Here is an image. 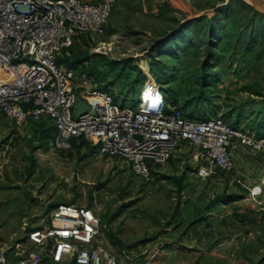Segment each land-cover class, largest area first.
<instances>
[{"label":"rangeland","instance_id":"1","mask_svg":"<svg viewBox=\"0 0 264 264\" xmlns=\"http://www.w3.org/2000/svg\"><path fill=\"white\" fill-rule=\"evenodd\" d=\"M75 38L90 54L105 56L92 57L106 68L101 80L87 76V68L76 69L80 93L106 84L122 106L135 109L142 102L170 110L185 104L198 119L217 117L264 134V14L250 0H119L103 34ZM134 65L145 74L135 94L125 76L136 75ZM50 132L31 118L19 126L0 113V247L47 224L52 208L69 202L96 211L98 244L118 264L142 258L146 245L185 238L205 248L231 240V256L264 264V206L255 200L264 199V190L254 195L250 189L260 180L264 151L232 148L233 173L201 177L203 161L184 144L145 175L118 156L99 153L92 142L53 147ZM244 215L251 219L248 231L238 225Z\"/></svg>","mask_w":264,"mask_h":264},{"label":"built area","instance_id":"2","mask_svg":"<svg viewBox=\"0 0 264 264\" xmlns=\"http://www.w3.org/2000/svg\"><path fill=\"white\" fill-rule=\"evenodd\" d=\"M118 3L0 0V113L19 126L29 118L50 117L57 129L53 147L69 150L74 138L83 137L95 142L99 153L118 156L145 175L184 144L203 161L201 177L233 173L232 148L264 151V135L217 117L191 118L178 107L163 110L140 105L133 109L119 105L108 89L98 85L78 91L75 69L57 63L56 58L72 46L77 34H103ZM79 100L89 107L77 115ZM250 189L254 195L263 192L264 166L260 180ZM101 234V218L94 209L59 202L47 224L30 229L1 251L0 264H118L98 244ZM9 248L14 253L5 252Z\"/></svg>","mask_w":264,"mask_h":264},{"label":"crops","instance_id":"3","mask_svg":"<svg viewBox=\"0 0 264 264\" xmlns=\"http://www.w3.org/2000/svg\"><path fill=\"white\" fill-rule=\"evenodd\" d=\"M249 201L252 204L256 202L253 198H249ZM260 202L258 201V203ZM235 204L237 205V203ZM244 216L245 219H242L244 222L238 223V225H245L246 231H248V228L251 226V219L247 215ZM250 233H253L252 228ZM186 241V238L182 241L173 240L169 244L150 246L149 248L146 245L144 251L148 253L133 264H249L242 258L230 255L228 248L232 244L231 240H223L219 244L211 247L208 246L207 248L204 247L202 242H198V245H193L186 243ZM5 246L0 247V254L6 248ZM10 246L11 244L8 245V247Z\"/></svg>","mask_w":264,"mask_h":264},{"label":"trees","instance_id":"4","mask_svg":"<svg viewBox=\"0 0 264 264\" xmlns=\"http://www.w3.org/2000/svg\"><path fill=\"white\" fill-rule=\"evenodd\" d=\"M229 5H224L222 9H226L228 8ZM261 13V12H260ZM263 14V13H262ZM217 19H215V22L217 24L220 23V21H216ZM214 21V20H213ZM216 31H214V29L212 30V38H218V33H215ZM76 41L74 40L72 46L69 48V49H64L62 51V53L64 52L65 54V57H62L61 54L59 56H57L56 58V61L57 63L59 64H66L68 66H72L76 73H77V68L81 67L82 71L80 73L83 72V70L85 68H87L88 72H86L87 76L89 77H93L94 80H101L102 78L105 77L106 75V68L104 67H101L99 66L98 64V61L97 60H93L92 57H96V56H100L102 58H105L104 55H102L101 53H89V49L86 48H83V46L80 44V41H78V38H75ZM68 51H71L70 53ZM131 59H125L123 60V62H129ZM159 63H161L162 61L161 60H158ZM135 66V65H134ZM135 68L137 69V73L136 75L133 77V78H130L129 75H130V72H127L125 74L126 76V79H130L129 82H128V85L132 88V92L133 94H135L137 92V88H136V85L135 83L140 80L145 74L143 73L142 69L138 68L135 66ZM159 79V77H157ZM97 85V84H96ZM98 86L102 87V88H105L106 89V84H101ZM187 104H191V103H187ZM185 104L182 105V107L186 108L184 106ZM175 107H178L180 109H182L185 114L188 116V117H191V118H199V117H196L194 115H191L189 113H187L182 107H179V106H175ZM32 119V118H31ZM32 121L34 122H37V123H42L43 125H45L48 129H50V133H47L46 136H49V137H52L54 136L56 133H57V129H56V126L54 125V123L52 122L51 118L50 117H45L43 119H41L40 121H37V120H34L32 119ZM51 126V127H50ZM242 128H246V127H242ZM251 128V127H250ZM251 130V129H250ZM258 136H263L264 134H262L261 132L257 131L256 133ZM90 141H87L85 138L83 137H80V138H74L72 140V145L74 144L75 146H81L83 144H87L89 143ZM96 147H97V144L94 142V144ZM184 186L181 185V189L183 188ZM235 199L237 198H241L242 195L240 194H236L234 195ZM219 198V197H218ZM203 216L202 215H199L197 217H195V220H192V222H195L196 220H200L202 219Z\"/></svg>","mask_w":264,"mask_h":264},{"label":"water","instance_id":"5","mask_svg":"<svg viewBox=\"0 0 264 264\" xmlns=\"http://www.w3.org/2000/svg\"><path fill=\"white\" fill-rule=\"evenodd\" d=\"M253 6L261 13L264 14V3L262 0H250ZM76 114L80 115L88 109V104L84 100H79L76 104Z\"/></svg>","mask_w":264,"mask_h":264},{"label":"bare ground","instance_id":"6","mask_svg":"<svg viewBox=\"0 0 264 264\" xmlns=\"http://www.w3.org/2000/svg\"><path fill=\"white\" fill-rule=\"evenodd\" d=\"M151 104H153V103H151ZM141 105H143V106L146 107V108L150 107L149 104H142V102H141ZM156 105H157V104H156ZM159 107H160V105H157L155 108H159Z\"/></svg>","mask_w":264,"mask_h":264}]
</instances>
